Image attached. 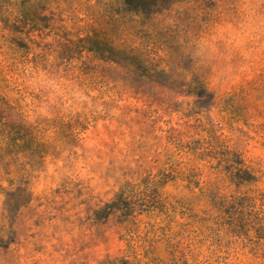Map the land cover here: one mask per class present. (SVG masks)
Masks as SVG:
<instances>
[{"label": "rangeland", "instance_id": "obj_1", "mask_svg": "<svg viewBox=\"0 0 264 264\" xmlns=\"http://www.w3.org/2000/svg\"><path fill=\"white\" fill-rule=\"evenodd\" d=\"M121 1L0 0V264H264V0Z\"/></svg>", "mask_w": 264, "mask_h": 264}, {"label": "trees", "instance_id": "obj_2", "mask_svg": "<svg viewBox=\"0 0 264 264\" xmlns=\"http://www.w3.org/2000/svg\"><path fill=\"white\" fill-rule=\"evenodd\" d=\"M163 3L158 1V0H122L121 1V7L125 9L126 12L132 13L134 15H142L147 10L150 13H153V11L157 8H161ZM98 44V43H97ZM98 46L97 48L100 47V49H94L93 47H90L88 50L97 54L99 57L113 61L115 57L119 56H125V54L120 51L115 49L114 47H111L110 45H103V44H98L95 45ZM105 51L108 56H105L102 51ZM128 61L131 59L130 57H125Z\"/></svg>", "mask_w": 264, "mask_h": 264}]
</instances>
